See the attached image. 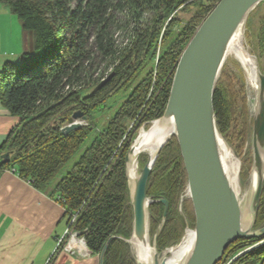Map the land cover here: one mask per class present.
Listing matches in <instances>:
<instances>
[{"label":"trees","instance_id":"obj_1","mask_svg":"<svg viewBox=\"0 0 264 264\" xmlns=\"http://www.w3.org/2000/svg\"><path fill=\"white\" fill-rule=\"evenodd\" d=\"M220 1L118 0L113 5L111 0H0L18 18L29 42L19 63L6 64L0 74V100L19 120L0 146V177L5 171H13L56 200L93 256H100L113 239L104 264H135L127 243L133 232V210L126 156L138 131L147 130L163 117L177 63ZM199 4L200 16L179 29L175 12ZM114 10H127L135 26L132 41L125 48L117 47L111 33ZM144 16L147 20L142 22ZM91 40L99 55L113 66V77L98 91L94 89L100 81L89 90L84 85L90 73ZM259 40L263 45L264 24ZM159 44L161 53L156 59ZM122 90L130 92L127 99L53 187L59 173L96 131L94 113L102 111L104 104ZM214 110L220 131L226 134L233 109L218 88ZM76 112L83 113L87 125L63 134L62 128ZM244 116L242 131L248 138L251 115L247 102ZM141 159V165L148 162V157ZM187 182L180 148L173 137L162 148L146 189L153 202L149 207L153 234L165 211L160 200L169 204L157 238L160 252L177 244L185 230L177 208ZM186 212L193 225L194 209ZM263 225L264 189L255 228ZM218 264H264V237L237 240Z\"/></svg>","mask_w":264,"mask_h":264},{"label":"water","instance_id":"obj_2","mask_svg":"<svg viewBox=\"0 0 264 264\" xmlns=\"http://www.w3.org/2000/svg\"><path fill=\"white\" fill-rule=\"evenodd\" d=\"M264 0H221L196 31L179 59L163 116L172 115L181 156L187 173V191L195 214L196 235L194 248L186 264H218L226 250L240 239H261L264 226L255 230L264 178L259 181L252 201L251 220L247 230L242 227L238 197L223 162L220 143L225 141L216 119L214 96L220 71L224 65L228 43L236 29L247 22L249 15ZM261 74V73H260ZM113 77L110 74L95 91L102 89ZM264 90V74H261ZM260 123H255L254 155L264 148V112ZM86 121L83 113L76 112L62 128L63 134L81 129ZM227 143V142H226ZM164 145L158 150L152 164H146L141 172L135 193L128 180V162L131 147L126 156L129 194L133 209V236L141 233L146 225L149 207L153 203L146 194L152 169ZM9 161V155L6 156ZM257 164L256 157L254 158ZM165 206L163 219L167 217L169 204ZM113 239L105 245L100 264ZM86 249V243L82 240ZM139 264V263H138Z\"/></svg>","mask_w":264,"mask_h":264},{"label":"rangeland","instance_id":"obj_3","mask_svg":"<svg viewBox=\"0 0 264 264\" xmlns=\"http://www.w3.org/2000/svg\"><path fill=\"white\" fill-rule=\"evenodd\" d=\"M118 0H111L113 5L117 4ZM204 4H207V1ZM201 4L198 5H189L185 6L184 8L178 9L174 17L176 21V25H178L179 29L185 26L187 23L194 21L195 19L200 16L201 12ZM113 28L111 30L112 35L116 41L117 47L125 48L130 45L132 41V33L134 29V23L130 17V14L127 10H114L113 11ZM147 17L144 16L142 22H145ZM169 22L166 24L168 25ZM264 24V1L249 15L247 22L245 24V47L250 53V55L256 60L259 72L263 75L264 74V44H260V33L262 25ZM89 53H90V67H89V74L88 78H86L84 85L85 87H89L87 90L91 88L95 83L103 82L108 78V76L113 71V66L110 61L104 59L99 53L94 45V41L91 40L89 42ZM161 45L159 44L156 59L159 57L161 51ZM19 63V62H18ZM17 63V64H18ZM94 75V76H93ZM91 76V77H89ZM99 83V84H100ZM221 90L224 95L226 96V100L229 102L230 106L233 109V120L230 124V128L226 134H222L225 141L234 150L235 156L239 161V171H238V181L241 188V195H243L250 187H251V173L253 168V150H252V132H253V114L250 109L249 103V86L247 82V78L245 72L241 65L232 57L227 58L224 62V65L220 71V75L216 84V89ZM95 91V89H94ZM129 91H119L117 94L112 96L105 104L104 109L102 111H97L94 113V125L96 127V131H94L85 143L80 147L79 151L76 153L74 158L64 167V169L59 173L57 179L54 181L53 187L67 175V173L72 169V167L80 160L81 156L85 152V150L90 147L93 140L98 134V131L103 130L109 120L114 116L116 111L122 105V103L127 99L129 95ZM247 102V106L250 111V126H249V136L248 138L244 137L243 126H244V103ZM83 125H87L85 121ZM152 125V124H151ZM149 126V128L151 127ZM147 128V130L149 129ZM141 128L138 133L136 140L140 136L142 130ZM220 129V128H219ZM146 130V129H145ZM149 156L147 154L142 155V159H147ZM141 159V160H142ZM140 164V161H139ZM140 164V172H142L143 168L146 166ZM252 165V166H251ZM151 200V199H150ZM131 201V199H130ZM132 206V205H131ZM186 209L192 211V202L189 198V194L187 192V188L183 192L181 196L180 203L177 208V213L180 219L185 223V230L180 241L173 245L177 246L183 239L186 231L189 229H195V223L190 225V220L188 215L186 214ZM133 210V209H132ZM150 217V225H149V235L151 239V243L157 249V238L159 236L160 231L165 223V220L162 219L157 231L153 234L152 229V219L149 211ZM167 218V217H166ZM257 222V221H256ZM256 225V224H255ZM264 226V225H263ZM261 226L260 228H262ZM257 228V229H260ZM255 230H257L254 227ZM76 235V237H75ZM133 236V232H132ZM132 236L127 243L130 247V256L134 260L135 264H138L137 259L134 255L131 240ZM82 241L83 238L79 237L78 234L74 233L73 228L70 227V231L66 236L62 239L61 243L59 244L58 251H68L70 242L72 240ZM263 243L258 244L261 245ZM171 246V247H173ZM170 248V247H169ZM168 249V248H167ZM158 250V249H157ZM166 250V249H165ZM163 250V251H165ZM161 251V252H163ZM158 252V251H157ZM160 252V251H159ZM158 252V253H159ZM85 255H91V252H88L87 249L84 251ZM84 256V255H83ZM96 257V263L100 264V256Z\"/></svg>","mask_w":264,"mask_h":264},{"label":"crops","instance_id":"obj_4","mask_svg":"<svg viewBox=\"0 0 264 264\" xmlns=\"http://www.w3.org/2000/svg\"><path fill=\"white\" fill-rule=\"evenodd\" d=\"M28 43L18 18L0 4V74L6 64L20 61ZM18 122L0 100V146ZM69 226L56 200L13 171L1 175L0 264H97L95 256L76 252L74 244L58 251Z\"/></svg>","mask_w":264,"mask_h":264},{"label":"bare ground","instance_id":"obj_5","mask_svg":"<svg viewBox=\"0 0 264 264\" xmlns=\"http://www.w3.org/2000/svg\"><path fill=\"white\" fill-rule=\"evenodd\" d=\"M245 24L240 25L232 35L227 46L225 59L230 57L234 58L245 72L250 93V109L254 116L253 143L256 131L255 123L261 122V116L264 112V90L262 89L261 74L257 62L245 47ZM176 133L177 130L172 115L167 113L166 116L154 121L148 130L143 129L138 139L132 143L128 162V180L132 194L135 193L137 182L141 177L140 157L147 154L149 156L148 164H152L158 150L173 138ZM220 146L228 177L238 197L242 216V227L247 230L251 220L252 201L259 181L264 178V148L255 156L252 145L253 168L251 173V187L241 195V188L238 181L239 161L235 156L234 150L226 142L221 141ZM255 157L257 164L254 162ZM149 225L150 217L147 214L145 228L141 233L134 234L130 242L137 262L139 264H186L194 248L196 239L195 232L188 229L182 241L177 246L159 252L151 243ZM72 244L77 248L76 252L79 250L84 254L86 247L81 241H72L69 248H71Z\"/></svg>","mask_w":264,"mask_h":264},{"label":"built area","instance_id":"obj_6","mask_svg":"<svg viewBox=\"0 0 264 264\" xmlns=\"http://www.w3.org/2000/svg\"><path fill=\"white\" fill-rule=\"evenodd\" d=\"M71 224H72V223H71ZM71 224H70V226H69V230H68L67 234H68L69 231H70ZM75 237H76V235H75ZM61 241H62V240L59 241V244L61 243ZM72 241H74V239H73ZM72 241H71V242H72ZM76 241H77V240H76ZM71 242H70V243H71ZM81 242L83 243V241H81ZM59 244H58V246H59ZM83 244H84V243H83ZM69 246H70V245H69Z\"/></svg>","mask_w":264,"mask_h":264}]
</instances>
